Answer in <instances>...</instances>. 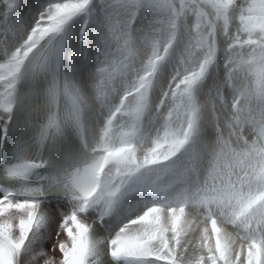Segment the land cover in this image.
<instances>
[{
  "label": "snow or ice",
  "instance_id": "obj_1",
  "mask_svg": "<svg viewBox=\"0 0 264 264\" xmlns=\"http://www.w3.org/2000/svg\"><path fill=\"white\" fill-rule=\"evenodd\" d=\"M0 264H264V0H0Z\"/></svg>",
  "mask_w": 264,
  "mask_h": 264
},
{
  "label": "bare ground",
  "instance_id": "obj_2",
  "mask_svg": "<svg viewBox=\"0 0 264 264\" xmlns=\"http://www.w3.org/2000/svg\"><path fill=\"white\" fill-rule=\"evenodd\" d=\"M109 259H110V257H109Z\"/></svg>",
  "mask_w": 264,
  "mask_h": 264
}]
</instances>
